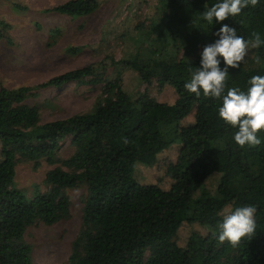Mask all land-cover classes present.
I'll return each instance as SVG.
<instances>
[{"label": "trees", "instance_id": "16d2710c", "mask_svg": "<svg viewBox=\"0 0 264 264\" xmlns=\"http://www.w3.org/2000/svg\"><path fill=\"white\" fill-rule=\"evenodd\" d=\"M216 2L159 0L147 21L120 22L115 35L137 34L118 59L107 50L95 65L37 86L0 87V264H32L25 229L67 219L64 190L78 184L87 190L82 228L66 264H264V130L259 144L237 145V129L218 115L222 101L184 88L221 24L249 41L256 33L264 40V0L209 25L201 14ZM100 3L68 0L54 9L85 16ZM255 53V67H229L225 90L246 91L250 77L264 75V43ZM133 80L136 87L155 80L161 96L129 93L125 85ZM70 81L102 82L104 95L88 112L41 122L27 97ZM164 125L172 126L169 138ZM68 137L73 152L56 157ZM17 157L60 163L45 174L47 191L28 198L11 187ZM249 204L256 208L254 234L235 246L218 240L224 210Z\"/></svg>", "mask_w": 264, "mask_h": 264}, {"label": "rangeland", "instance_id": "374dc122", "mask_svg": "<svg viewBox=\"0 0 264 264\" xmlns=\"http://www.w3.org/2000/svg\"><path fill=\"white\" fill-rule=\"evenodd\" d=\"M68 0H0V87L16 89L37 86L70 69L100 62L107 50L118 59L129 35H115L118 25L147 21L155 13L159 0H101L98 8L85 16H71L54 8ZM132 17V18H128ZM148 25V22H145ZM136 33V34H135ZM138 36V35H137ZM132 41V40H131ZM256 47L247 49L239 62L245 69L258 64ZM128 82L131 94L144 92L159 97L155 80ZM103 83L70 81L60 86L36 88L25 103L38 107L41 122L61 119L90 111L103 96ZM165 138L172 136V126L162 127ZM55 156L65 158L73 152L71 138L59 142ZM161 157V155H160ZM59 162L41 157L27 160L17 157L11 187L31 198L36 191L45 192L46 172ZM257 160L252 168L256 169ZM66 169L65 166H61ZM69 199L67 219L47 225L36 222L23 233V241L31 247L32 264H66L72 242L82 228L81 215L87 190L84 184L66 188ZM148 252L145 253V257Z\"/></svg>", "mask_w": 264, "mask_h": 264}, {"label": "clouds", "instance_id": "9594fccd", "mask_svg": "<svg viewBox=\"0 0 264 264\" xmlns=\"http://www.w3.org/2000/svg\"><path fill=\"white\" fill-rule=\"evenodd\" d=\"M258 0H217L202 12V19L209 25L219 23L226 17L235 16L249 4L255 5ZM217 37L205 44L199 53V65L192 71L184 88L200 96L219 98L222 103L218 115L237 130L233 140L239 146L257 145L261 142L258 130H264V75H253L249 78L246 91L239 87L225 90V81L229 67L236 68L246 55L249 46L257 47L264 43L260 34H254L251 41L237 34L236 28L221 24L212 33ZM221 64L223 66H221ZM254 205L228 207L224 210L222 221L216 233L220 241L228 240L233 246L242 237L250 238L256 230Z\"/></svg>", "mask_w": 264, "mask_h": 264}]
</instances>
